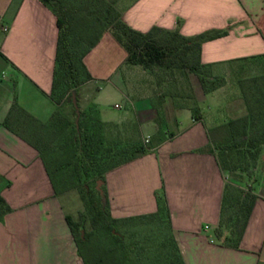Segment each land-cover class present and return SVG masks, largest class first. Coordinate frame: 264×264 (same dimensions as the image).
<instances>
[{
    "label": "crops",
    "instance_id": "obj_1",
    "mask_svg": "<svg viewBox=\"0 0 264 264\" xmlns=\"http://www.w3.org/2000/svg\"><path fill=\"white\" fill-rule=\"evenodd\" d=\"M114 4L120 18L142 32L159 26L183 36L227 33L200 47V63L220 85L205 93L198 76L186 71L183 76L191 86L186 97L178 92L177 76L173 92H165L152 76L135 79L129 69L117 72L127 53L108 32L85 56L93 77L89 83H111L131 106L129 115L150 136L144 154L105 174L110 214L126 218L153 213L163 188L185 264H264V150L249 178L256 198L239 244L225 245L226 233L217 238L214 230L226 175L208 135L210 128L245 114L239 81L264 72V0ZM57 34V17L40 0H0V196L10 207L0 218V264H85L39 151L17 133L27 127L24 113L46 123L56 109L50 93ZM143 97L147 104H141ZM212 109L216 112L207 115ZM162 116L165 123L159 124ZM102 120L120 123L125 117Z\"/></svg>",
    "mask_w": 264,
    "mask_h": 264
},
{
    "label": "trees",
    "instance_id": "obj_2",
    "mask_svg": "<svg viewBox=\"0 0 264 264\" xmlns=\"http://www.w3.org/2000/svg\"><path fill=\"white\" fill-rule=\"evenodd\" d=\"M40 1L51 9L57 17V45L50 93V98L54 101L56 109L46 123L37 122L33 117L24 113L29 121L38 123L37 131L41 133L40 135L37 134L38 132L35 133L36 130L27 135L26 128L17 131V133L39 151L54 189H56V183L64 179L72 180L74 184L80 185L92 221H95L94 219L100 220L99 226L92 222L94 228L105 229L110 237H115L120 241V238L112 232L117 223H124L142 216L165 218L171 249L168 250L163 246L165 249L158 254L155 264H185L173 234L163 188L156 194L157 211L153 213L115 218L109 212L104 187L105 174L109 170L144 154L147 150L142 146L135 147L134 151L124 160L101 156L103 147L101 146L103 144L101 128L107 125V122L76 112L71 99L72 94L80 84L93 79L83 57L95 47L106 30L110 31L114 40L126 51L128 63L140 65L144 69L154 67L169 70L177 69L184 76L186 71L195 73L203 91L205 93L210 92L220 85L221 80L211 78L208 66L200 63V47L207 40L225 35L227 30H209L193 36H183L178 30H165L159 26H152L148 31L142 32L127 25L120 18L118 12L115 11L113 15L109 14L108 11L113 8L107 6L104 13L98 10L93 31H86L72 38L68 28L67 8H64L58 0ZM78 1L82 3V0ZM83 44H85V48L77 53L75 46ZM239 85L245 105V114L210 128L208 135L211 142L210 147L215 152L223 172L228 170L229 158L235 152L240 157L249 158L252 173L260 165L262 150L264 149V72L240 80ZM187 88L189 91L191 90L190 84H187ZM64 100L71 102L76 120H71L59 110ZM192 111L195 117L199 115L197 108H192ZM5 124L7 123L5 122ZM44 137L45 139H43ZM50 138L55 140V146L50 143ZM49 153L52 154L51 158H53L54 163L52 169L49 168L47 161ZM90 176L94 177L95 184L98 180L101 181L103 194L96 186L93 189L90 188L87 182V178ZM228 195L229 185L225 184L221 214L214 233L217 238H221L226 233L223 243L237 247L256 195L249 186V189L242 192L238 200L240 205L238 212L225 221L223 215L227 208ZM9 211L10 207L0 196V218ZM66 220L85 264H90L83 255L78 237L75 234L74 228L77 224L72 222L69 215H66ZM106 251L108 252L109 249ZM101 261L102 259L99 258L96 264H104Z\"/></svg>",
    "mask_w": 264,
    "mask_h": 264
},
{
    "label": "rangeland",
    "instance_id": "obj_3",
    "mask_svg": "<svg viewBox=\"0 0 264 264\" xmlns=\"http://www.w3.org/2000/svg\"><path fill=\"white\" fill-rule=\"evenodd\" d=\"M58 1L64 8H67V12H65L68 16V28L72 38L86 31H93L96 24L94 20L98 10L104 13L106 7L109 6L113 8V11H108L109 14L113 15L115 11L118 12L114 4L115 0H82V3L78 0ZM81 17L85 18L81 19ZM105 32L110 33L109 30ZM115 44L117 43L115 42ZM84 46L85 44L75 46L77 53L81 52L85 48ZM117 46L124 54L126 53L122 47L118 44ZM85 56L83 57V61ZM115 57L118 58L119 56ZM127 69L130 70L129 74L135 79L142 75L152 76L155 86H157V81H159L162 89H165V92H173L172 80L177 76L179 79V84L177 85L179 88L178 92L182 93V97H186L187 93H189L187 81L180 70L161 69L158 67L144 69L140 65L131 64L125 60V62L117 67V72L120 73ZM90 81H84L72 94L71 100L76 112H81L85 116L100 120H117L125 117L124 122L120 123L105 121L107 125L101 128L103 141L101 146L103 147L100 155L107 158L124 160L134 151L135 147L142 146L147 150L150 144V136L146 135L145 129L142 130L141 126H139L140 124L134 120V114L129 115L131 106L127 104L122 94L114 89L111 83H106L103 80L89 83ZM170 84H172V87ZM117 85L119 88L124 89V84L117 83ZM142 100L141 104H147L145 97ZM225 105L227 109V104ZM206 107L204 108L207 109ZM59 110L71 120L75 119L71 102L64 100ZM212 112L216 111L214 109L209 110L207 111V115ZM164 121L163 116L159 117V124L165 123ZM155 122L157 123V117L155 118ZM33 130H36L35 133L38 132V135L41 134L37 131L38 123H32L28 120L26 134L28 133L27 135H30L29 133ZM49 141L52 146H55L54 139L51 140L50 138ZM51 157L52 154L49 153L47 161L50 169L54 166L53 158ZM227 166L228 170L225 171V184L229 185V195L227 208L223 215L225 221L231 215L238 212V208L240 207L238 200L242 192L249 189L251 182L249 178L253 173V171L251 173L249 158L240 157L235 152L231 154ZM87 182L91 189L95 186L97 188L94 177L90 176L87 178ZM101 186L102 183L100 184V189ZM53 190L60 198L66 214L71 217L74 224H77L74 228L75 234L78 237L80 249L88 263L96 264L99 258H101V263L104 262V264H155L158 254L164 251L165 247L168 250L171 249V246H169L168 225L165 218L142 216L124 223H117L112 229V232L120 238V241H118L115 237H110L105 229L93 227L94 225L99 226L100 220L94 219L95 221H92L86 207L85 199L82 196L80 185L74 184L72 180L68 181L64 179L58 181L56 183V189L53 188ZM106 249H109V251L107 252Z\"/></svg>",
    "mask_w": 264,
    "mask_h": 264
},
{
    "label": "water",
    "instance_id": "obj_4",
    "mask_svg": "<svg viewBox=\"0 0 264 264\" xmlns=\"http://www.w3.org/2000/svg\"><path fill=\"white\" fill-rule=\"evenodd\" d=\"M100 184H101V181L99 180V181L97 182V188L100 190V193L102 194L103 192H102V190L100 189Z\"/></svg>",
    "mask_w": 264,
    "mask_h": 264
},
{
    "label": "built area",
    "instance_id": "obj_5",
    "mask_svg": "<svg viewBox=\"0 0 264 264\" xmlns=\"http://www.w3.org/2000/svg\"><path fill=\"white\" fill-rule=\"evenodd\" d=\"M208 227H209L208 225H205V226H204V229H208ZM210 241L213 242L212 239H211Z\"/></svg>",
    "mask_w": 264,
    "mask_h": 264
}]
</instances>
